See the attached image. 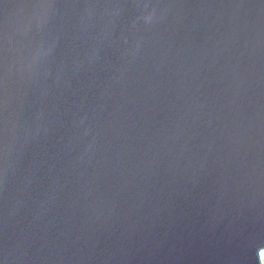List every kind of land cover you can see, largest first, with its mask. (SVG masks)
Segmentation results:
<instances>
[{
	"label": "water",
	"instance_id": "1",
	"mask_svg": "<svg viewBox=\"0 0 264 264\" xmlns=\"http://www.w3.org/2000/svg\"><path fill=\"white\" fill-rule=\"evenodd\" d=\"M264 0H0V264H262Z\"/></svg>",
	"mask_w": 264,
	"mask_h": 264
},
{
	"label": "rangeland",
	"instance_id": "2",
	"mask_svg": "<svg viewBox=\"0 0 264 264\" xmlns=\"http://www.w3.org/2000/svg\"><path fill=\"white\" fill-rule=\"evenodd\" d=\"M264 251V250H263ZM263 251L261 253H263ZM261 260H262V264H264V253L261 254Z\"/></svg>",
	"mask_w": 264,
	"mask_h": 264
},
{
	"label": "bare ground",
	"instance_id": "3",
	"mask_svg": "<svg viewBox=\"0 0 264 264\" xmlns=\"http://www.w3.org/2000/svg\"><path fill=\"white\" fill-rule=\"evenodd\" d=\"M263 253H264V251H263ZM263 253H261V254H263Z\"/></svg>",
	"mask_w": 264,
	"mask_h": 264
}]
</instances>
